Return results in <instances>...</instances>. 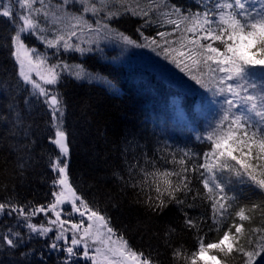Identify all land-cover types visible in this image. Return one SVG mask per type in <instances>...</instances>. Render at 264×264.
Here are the masks:
<instances>
[{
  "label": "trees",
  "instance_id": "16d2710c",
  "mask_svg": "<svg viewBox=\"0 0 264 264\" xmlns=\"http://www.w3.org/2000/svg\"><path fill=\"white\" fill-rule=\"evenodd\" d=\"M110 3L115 4L114 13H118L112 19L114 29L136 42L145 37L157 38L156 45L166 47L165 41L179 37L186 25L182 23L177 29L166 23L170 16L165 17V13H172L173 6H178L185 16L202 14L213 9L217 0H110ZM145 11L148 16L143 15ZM173 15L170 19L178 20ZM6 19L0 18V202L23 206L25 214L15 229L13 221L8 223L7 217L2 216L0 234L9 228L17 230L24 234L25 244L15 251L0 246V264H65V252L47 248L55 240L56 232L52 230L42 237L26 225L34 209L52 203L56 192L53 181L57 177L50 165L59 151L49 140L55 134L51 111L42 98L30 97L19 76L10 44L13 25ZM160 32L166 36H159ZM144 41L150 44L151 40ZM215 46L221 45L217 41ZM146 50L147 56L156 60L158 54L150 46ZM68 62L81 65L87 74L98 78L91 83L63 78L55 89L60 106L64 107L63 123L70 127L63 126L69 134L70 183L89 207L105 217L113 233L131 248L151 253L153 264H185L173 257L174 249L190 256L198 250L199 238L205 243L218 242L224 231L240 223L236 212L244 209L251 220L243 221L244 230L239 235L240 244L247 246L255 235L251 229L264 225L261 211L264 191L246 176L234 172L216 173L224 184L223 193L209 194L204 188L205 178L212 183V178L200 167L209 150L208 142L201 139L207 135L209 123L195 96L186 93L176 99L175 93L163 83L170 82L162 73L107 60L99 52L69 55ZM17 113L21 117L19 124ZM165 172L170 174L163 175ZM178 186L180 190L173 191ZM169 192L182 203L172 200ZM221 196L227 198L228 205L223 216L220 203L225 201ZM149 197L154 205L163 200L165 206L152 210ZM254 204L260 208L252 211ZM25 215L29 217L27 220ZM36 217L41 221L45 215L37 212ZM188 218L194 221L195 228L187 226ZM231 231L234 234L235 228ZM213 254H217L216 250L203 259L208 260ZM76 260L78 264H89ZM218 260L221 264H241L237 252L226 259L218 255Z\"/></svg>",
  "mask_w": 264,
  "mask_h": 264
},
{
  "label": "snow or ice",
  "instance_id": "6c2138e0",
  "mask_svg": "<svg viewBox=\"0 0 264 264\" xmlns=\"http://www.w3.org/2000/svg\"><path fill=\"white\" fill-rule=\"evenodd\" d=\"M81 2L83 4L81 15H73L72 19L79 21L83 19V13L91 11L93 15H96L98 12L109 9L106 0H100L99 7H97L96 0H89L88 3H83V0H81ZM17 3L20 4L21 9L26 11H14L12 7L0 4V18H7L6 22L13 25L10 44L14 48L13 54L20 65L19 76L25 84L32 85L34 90L32 95L44 96L46 98L45 102L53 108L52 117L58 123L54 138L49 137V140L59 149V154L50 167L57 171L60 177L58 180H54L53 184H59L67 188V192L64 190L59 193L54 192L55 200L47 208L40 206L32 212V215H35L37 212L46 214L48 211H52L55 214V220L49 222L53 225L59 223L61 226V231L48 247L52 250L60 248L62 252H65L67 254L65 264H78V261L74 258L81 256L86 260H91L92 264H98L96 256L90 255L89 252L88 241L91 239L93 245L102 244L108 253L119 257L120 264H153L151 253L146 254L142 250L131 248L122 237L118 246L112 247L111 245L117 242L111 240L113 229L107 226L105 217L89 207L88 203L77 196L75 191L67 184V163L62 157L69 152V134L62 126L64 112L60 106L61 101L57 95H49L46 88L37 83L31 75L34 70L45 64V61L39 57L33 60L32 55H29L30 52L34 54L35 49L26 47V35L24 34L35 35L37 39L42 40L51 48H57L61 41L64 42L66 49L73 47L68 44L63 35H57L54 39H47L42 35L45 28L40 25L41 16H43L45 24H47L49 17L52 18L53 23L62 21L65 18V13H67L68 0H58L54 8L51 6L46 8L44 0H39L41 7L38 9L34 7L37 0H17ZM257 4H259V7L256 6ZM112 7H115V4H112ZM125 11H128V9L125 8ZM117 14L109 9L105 11V18L112 19ZM171 14H175L178 20L168 18L165 22L175 25L177 29L183 23L186 25L185 30L192 33L193 36L192 38H182L179 41L182 50L178 52L177 49L170 46L171 43L176 42L166 40L165 44L169 46L162 48L165 57L171 58L172 62L180 67L183 60L177 59L176 56H170L171 53L177 52L178 57L190 60L193 65L203 64L209 68L210 72L218 70L223 74L219 81L221 85L225 81L235 82L228 83L226 89L224 87L217 89L222 95L227 91L232 98H224L223 104L227 107H221L213 121L209 122L207 135L201 137V139L208 142L209 150L204 154V163L200 167L212 178L211 184L207 178L202 181L204 188L207 189L209 194L214 192L223 193L224 184L217 179L216 173L234 172L237 176H246L260 190L264 191V82L257 85L253 79L257 71L264 74V0H254V2H250V0H225V2L217 0L213 9H209L202 14L197 12L188 16L183 15L178 6H173ZM171 14L165 13L164 15L169 17ZM133 15H135V12H133ZM143 15L148 16L149 13L145 11ZM104 27L107 28L108 25L105 24ZM118 34L125 43H135L122 33ZM158 34L161 37L166 36L164 32ZM71 35H75V32H72ZM184 39H187V44L184 43ZM145 40L147 41L148 37H145ZM216 41H219L222 47L214 46ZM157 43L154 39L150 41V44ZM150 44L144 46H150ZM75 50L82 51L78 46L75 47ZM21 53L24 54L23 59ZM209 62L215 64L216 69H212ZM55 67L51 66L47 75H42L38 70L36 75L45 85H55L58 81ZM76 75L80 77V73H76ZM192 78L196 79L195 76ZM197 83H201V81L197 79ZM25 103H30V101L25 100ZM16 121L17 124L21 121L18 113ZM25 135H27V132H25ZM231 162H235V164L231 165ZM169 174L167 172L163 173V175ZM171 174L175 175V173ZM182 179L186 180L187 178L183 177ZM184 186L187 187L186 184ZM176 190H180L179 186L173 191ZM156 191L159 193V187ZM69 193L71 195L72 210L79 212L82 217L87 214L89 221L83 229V235L79 237L75 233L79 232L84 221L81 220L80 223L72 224L74 234L70 238V244H68L69 238L64 235L66 230L63 229V225L68 221L62 220L61 212L57 210V206L69 198ZM169 196L172 200H177L172 192H169ZM220 199L225 201V203H220V208L223 210L221 216H223L228 207L227 198L221 196ZM77 201H79V206ZM177 203H182V201L177 200ZM164 206L163 200H160L158 205H154L149 197V207L152 210L156 211ZM81 208H83V211H81ZM258 208H260V205H252V211ZM213 210L214 223H216V202L213 203ZM261 211L264 214V209ZM0 213L7 216H12L13 213L24 215L25 208L5 201L0 202ZM236 216L239 217L240 223H234L228 230L224 231L218 242L205 243L203 238H199L197 251L187 256L180 249H174L173 257L183 260L185 264H189V261L190 264H209V261H216V264H221L218 255H222L226 259L237 252L241 256V264H257L258 258L260 264H264V235H261L264 234V225L260 228L251 229V233L255 234L254 238L247 242V246H244L240 244L239 234L244 230L243 221H250L251 217L245 213L244 209L236 212ZM28 218L25 215V219ZM185 223L189 228L196 227L191 218L186 219ZM94 224L96 225L95 228ZM27 227L32 233H38L39 235H46L52 231L51 228L37 227L32 223H28ZM102 227L106 228L107 239L104 238L105 233L101 231ZM233 227L235 228L234 234L231 231ZM255 236L259 238L256 239ZM60 240H64L65 245H59L57 241ZM226 242L228 243L226 244ZM24 244V234L14 229L9 228L7 232L0 234V246L6 245L8 251L18 250ZM212 250H216L217 254L210 255L208 260H204V256ZM95 252L99 254L101 248L96 247ZM21 255L23 256L25 253L21 252Z\"/></svg>",
  "mask_w": 264,
  "mask_h": 264
},
{
  "label": "rangeland",
  "instance_id": "374dc122",
  "mask_svg": "<svg viewBox=\"0 0 264 264\" xmlns=\"http://www.w3.org/2000/svg\"><path fill=\"white\" fill-rule=\"evenodd\" d=\"M88 2L89 0H83V3H88ZM106 2L109 4L110 11L114 13V8L112 7L110 0H106ZM250 2H254V0H250ZM57 3L58 0H44V5L46 8L48 6L54 8L57 5ZM96 3H97V7H99L100 0H96ZM0 4H3L4 6L12 7L14 11H22V12L26 11L25 9H21L20 4L17 3V0H0ZM256 6L259 7V4H257ZM34 7L37 9L41 7L39 0H37V3L34 5ZM82 7L83 4L81 0H68L67 13H65V18L62 19V21L53 23L52 18L49 17L47 24H45L43 16H41L40 18V25L41 27L45 28V31L42 34L43 36H45L47 39H54L57 35H63L64 39L68 42V44L73 46L71 48L66 49L64 47L63 41L60 42V45L57 48H51L42 40L37 39L35 35L24 34L26 35V39H25L26 47L28 49H35V53L33 54L30 52L29 55H32L33 60L39 57L40 59H43L45 61V64L41 65L40 68L37 70L42 75H47L48 69L51 66H56L55 72L58 74V81L55 85H45L43 81L40 80L39 76L36 75L37 70H34L31 73L32 78L37 83H40L43 87H45L49 95H55V89L57 88V84L63 78H72V79H76L78 82L83 81L89 83L94 82L93 81L94 79L98 80L97 77L96 78L91 77V73L90 75L87 74V72H85L82 69L81 65L68 62V56L73 54L85 55L89 53L99 52L102 55V57H104L107 60H112V61L115 60V62L117 63H124L135 67V69H142L141 67H143L148 71L154 70V72L156 73H162L163 77L167 79L168 82H170V83L167 82H163V83L170 91L175 93L176 99H181L182 96L185 95L186 93L195 96L197 101L201 103L202 115L205 121H207L208 123L213 121V118L215 117L216 113L220 111L222 106L227 107V105L223 104V100L225 97L231 99L232 98L231 95L227 91H225L222 95L217 91V89L220 87H224L226 89L228 83H235V82L225 81V83L221 85L219 81L222 78L223 74L220 73L218 70L215 72H210L209 68L204 66L203 64L193 65L190 60L177 56V52L182 50L180 48L179 41L182 38H192L193 36L192 33H188L185 29L183 30L181 29L182 32L179 37L177 38L171 37L167 39V41L169 42H173V41L176 42L174 43L173 46H171V44L170 46L177 49V52L171 53L170 56H176L177 59L183 60L181 66L177 67L176 64L172 62L171 58L167 59L165 57V54L162 51L164 45L162 44H160V46L156 44H150V49L159 55V56L157 55V58L155 60L152 57L147 56L148 51L146 50V46L144 45L148 43L144 41L145 38L144 39L142 38L143 40L141 39L140 42L135 41L134 44L125 43L124 40L121 38V36L118 34L122 32L114 29L113 26L111 25L112 19L114 17L112 19L105 18V11H108L109 9H105V11L98 12L96 15H93L91 11L83 13L82 14L83 19L79 21L76 19H72L73 15L75 16L81 15ZM173 16L174 15L171 14L170 18ZM216 19H218V17H216ZM172 20H174V18H172ZM105 24L108 25L107 28L104 27ZM72 32H75V35H71ZM122 34L124 36L129 37L125 33ZM153 39H157V38L148 37V40H153ZM186 42L187 39H184L185 44ZM216 43L217 41L214 42V46L216 45ZM77 46L80 49H82V51H76L75 47ZM14 58L17 63L18 71H19L20 65L17 62L15 55ZM21 58L22 59L24 58L23 53H21ZM169 62H171L172 64H170ZM209 63L211 64L212 69H216L215 64H212L211 62ZM76 73H80V77H77ZM171 75L175 77L174 81L177 82L176 84L171 83L174 82ZM193 76H195L196 79H193L192 78ZM197 79L200 80L201 83H197ZM253 79L255 80L257 85H260L261 82H264V74L257 71ZM25 86L28 88L29 90L28 94L30 95V97H32V99L37 100L39 98H42L43 101L45 102L46 98L44 96L32 95L34 90L31 84H25ZM46 105L48 106V109L52 113L53 108L50 107L48 103H46ZM62 110L64 111V107L62 108ZM233 110L235 111V109ZM57 123L58 121L54 120V131L56 130ZM62 126H63V118H62ZM62 158L65 160L66 163H68L67 155ZM54 173L56 174L58 180L60 178L58 172L54 171ZM66 173H67V184L74 190V188L70 183V179L68 175V164H67ZM55 190L56 193H59L61 190L67 192V188L59 184H55ZM68 195L69 198L66 199L63 203L59 204L57 206V210L61 212V219L64 221H68L63 225V229L66 230L64 231V235L69 238L68 244H70V238L74 234V230L72 229V224L80 223L81 220L84 221V224L81 226L79 232L75 233L77 237H79L83 235V229L84 227L87 226L89 221L87 219V214L82 217L79 212L72 210L71 195L70 193ZM76 195L79 196L77 193ZM54 200H55V196L53 197L52 203L54 202ZM49 205L45 207L47 208ZM77 205L79 206V201H77ZM81 211H83V208H81ZM39 213L45 215V217H43L41 221H39V218L36 217L35 214L30 216L28 223L35 224L37 225V227L43 226L45 228H51L53 232H56V235H58L59 232L61 231V226L59 225V223L53 225L49 222L50 220H55V214L52 211H48L46 214L42 212ZM2 216L7 217L8 223H10L11 220L13 221L14 229L18 221L21 220L22 218V215H18L16 213H13L12 216H7L4 213H0V219ZM95 226L96 225L94 224V228ZM101 231L105 233L104 238L107 239L106 228L102 227ZM40 236L43 237L44 235H40ZM111 240L117 242L116 244L111 245L112 247H116L120 242V237H117L115 233H112ZM57 243L61 245L64 243L65 245L64 240L57 241ZM88 243H89L90 255L96 256L98 264H120V258L112 256L111 253H108L104 245L102 244L93 245L91 239L88 241ZM80 247L82 248V245ZM96 247L101 248V252L99 254L95 252ZM105 257H107V259H105ZM76 258H79L84 262H88L89 264H92L91 260H86L82 256ZM214 263H216V261H213V264Z\"/></svg>",
  "mask_w": 264,
  "mask_h": 264
},
{
  "label": "bare ground",
  "instance_id": "6f19581e",
  "mask_svg": "<svg viewBox=\"0 0 264 264\" xmlns=\"http://www.w3.org/2000/svg\"><path fill=\"white\" fill-rule=\"evenodd\" d=\"M63 126H66V128L70 129L69 124L64 125V123H63Z\"/></svg>",
  "mask_w": 264,
  "mask_h": 264
},
{
  "label": "water",
  "instance_id": "95a60500",
  "mask_svg": "<svg viewBox=\"0 0 264 264\" xmlns=\"http://www.w3.org/2000/svg\"><path fill=\"white\" fill-rule=\"evenodd\" d=\"M58 149V148H57ZM59 150V149H58ZM69 153V152H68Z\"/></svg>",
  "mask_w": 264,
  "mask_h": 264
}]
</instances>
